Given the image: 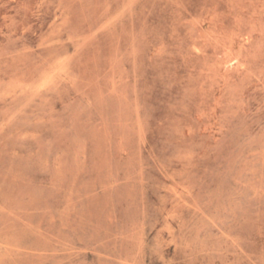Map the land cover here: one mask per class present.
I'll return each instance as SVG.
<instances>
[{
    "label": "rangeland",
    "instance_id": "374dc122",
    "mask_svg": "<svg viewBox=\"0 0 264 264\" xmlns=\"http://www.w3.org/2000/svg\"><path fill=\"white\" fill-rule=\"evenodd\" d=\"M0 264H264V0H0Z\"/></svg>",
    "mask_w": 264,
    "mask_h": 264
}]
</instances>
